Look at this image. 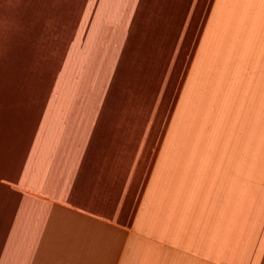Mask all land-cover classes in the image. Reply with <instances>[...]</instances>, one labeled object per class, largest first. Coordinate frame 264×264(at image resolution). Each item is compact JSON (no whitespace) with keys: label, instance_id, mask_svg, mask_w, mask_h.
Wrapping results in <instances>:
<instances>
[{"label":"crops","instance_id":"crops-1","mask_svg":"<svg viewBox=\"0 0 264 264\" xmlns=\"http://www.w3.org/2000/svg\"><path fill=\"white\" fill-rule=\"evenodd\" d=\"M261 122L264 0H0V264H264Z\"/></svg>","mask_w":264,"mask_h":264},{"label":"rangeland","instance_id":"rangeland-1","mask_svg":"<svg viewBox=\"0 0 264 264\" xmlns=\"http://www.w3.org/2000/svg\"><path fill=\"white\" fill-rule=\"evenodd\" d=\"M53 66H55L57 69V66L54 63H53ZM56 69L53 70V73H57ZM258 149H259V170H260V174H264V124L262 122L259 128Z\"/></svg>","mask_w":264,"mask_h":264},{"label":"snow or ice","instance_id":"snow-or-ice-1","mask_svg":"<svg viewBox=\"0 0 264 264\" xmlns=\"http://www.w3.org/2000/svg\"><path fill=\"white\" fill-rule=\"evenodd\" d=\"M0 179H3V177H0Z\"/></svg>","mask_w":264,"mask_h":264}]
</instances>
